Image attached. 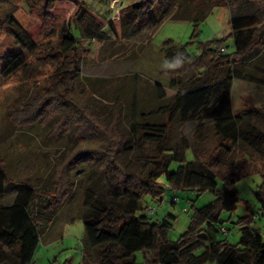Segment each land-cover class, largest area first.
<instances>
[{"label":"trees","instance_id":"1","mask_svg":"<svg viewBox=\"0 0 264 264\" xmlns=\"http://www.w3.org/2000/svg\"><path fill=\"white\" fill-rule=\"evenodd\" d=\"M53 1H46L48 9L53 8ZM235 1L139 0L120 10L119 16L129 23L130 35L144 28L155 30L167 20L190 21L195 26L190 42L175 45L169 39L160 50L174 68L166 71L169 76L167 86L159 82L153 84L159 105L141 114H160L163 121L132 125V129L139 132L134 145L141 158L151 166L146 173L128 170L121 159L127 141L117 128L122 119L119 111L111 113L110 117L95 111L88 103L91 94L76 79L85 50L72 35L71 25L84 17L98 22L99 30L89 36L93 39L101 38L103 27L115 30V17L105 18L81 2L58 31L52 56L54 72L46 78L43 95L35 91L36 94L21 107L19 118L30 121L42 116L46 102L56 115L61 114L54 127L56 137L67 127L69 135L75 133L85 145L79 144L74 152H67L68 156L55 155L49 176L38 178L34 183L18 182L12 202L0 204V264H33L41 236L71 196L74 184L70 173L83 162L94 166L106 197L85 191V210L76 217L82 220L84 227L80 264H144L147 253L160 264H264V239L251 227V217L239 220L237 244L224 240L205 244L206 230H217L220 213L233 212L239 202L235 183L242 178L246 157L243 156L240 165L235 163L234 157L226 159L224 155L231 152L230 147L234 146L235 152L241 151L248 157L255 156L264 167V130L254 122V119H264V106L234 113L231 100L234 78L264 86V64L260 65L264 61V12L261 19L249 13L230 16L231 52H227L226 47L225 52L220 51L223 43L219 39L198 42L197 52H188V45L197 36L198 23L205 19L210 9L213 6L231 7ZM261 9L264 11V2ZM0 29L8 32L23 50L33 52L39 47L40 38L35 39L14 12L5 19L0 17ZM50 30L46 34L51 33ZM256 50H261L262 54H258L245 71L241 68L243 59ZM28 64L24 52L10 54L1 74L12 76L25 71ZM188 73L191 75L183 81L182 77ZM177 117L184 123H196L195 138L192 143L181 138L180 142L169 146L170 125ZM206 122L211 124L217 142L210 152L201 147ZM110 128L114 130L113 136L107 135ZM91 142L96 145L86 146ZM148 143L155 144L153 155L148 152ZM188 149L192 150L190 160L186 159ZM171 161L182 165L169 171ZM161 176L170 189L209 191L215 196L214 201L194 209L187 229L175 241L169 239L171 222L167 219L152 222L147 209L143 208L144 197L155 199L162 194L163 186L158 181ZM6 182L8 175L0 160V198L5 194ZM255 197L264 210V175ZM218 229L226 232L224 228ZM136 253L143 255L142 262L137 261Z\"/></svg>","mask_w":264,"mask_h":264},{"label":"rangeland","instance_id":"2","mask_svg":"<svg viewBox=\"0 0 264 264\" xmlns=\"http://www.w3.org/2000/svg\"><path fill=\"white\" fill-rule=\"evenodd\" d=\"M46 1L0 0L2 19L14 12L23 27L30 31L35 39L40 38L39 47L33 52H28L17 45L8 32L0 29V160L8 175V182L4 184L5 194L0 198V204L3 205L12 202L18 182L34 183L38 178L49 176L53 170L55 155L59 153L65 156L67 152L71 154L82 144L75 133L69 135L67 127L62 130L59 137H56L54 127L61 114L56 115V111L51 106L45 105L46 102L42 107V116L30 121L19 118L21 107L36 94L35 91L38 90L39 94L43 95V87L47 86L46 78L54 72L55 61L52 56L56 50L58 31L71 18L81 2H85L105 18L115 17L113 21L115 30L110 27L101 28L103 33L101 38H89L99 30V23L88 17L73 23L71 33L78 38L80 47L85 50L76 79L79 85L86 87L91 94L88 97L89 105L107 117L113 112L117 114L118 111L122 116L117 128L123 133L127 146L120 156L130 171L146 173L151 167L149 162L141 158L140 151L134 145L139 132H135L132 125L140 126L146 121L161 123L164 119L160 114L152 116L141 114L143 112L146 114L159 105L153 84L159 82L167 86L169 76L166 71L174 68V64L166 60L160 52L162 45L169 39L174 41L175 45L190 42L195 30L194 24L190 21L167 20L155 30L144 28L137 34L130 35L129 23L125 21V17L119 16V12L139 0H54L51 9L47 8ZM263 2L264 0L255 2L236 0L231 7L213 6L205 19L198 23L197 36L193 43L188 45V52L196 53L198 42L213 39L222 40V46L227 48V52H231L233 37L229 24L230 16L249 13L260 16L261 19L264 12L261 9ZM14 7L15 9L12 10ZM51 28L53 31L50 30ZM49 30L51 33L46 34ZM262 39H264V28ZM19 52H24L28 59L27 69L9 77L3 76L1 71L7 57ZM258 54L261 55L262 51L256 50L249 57L244 58L241 68L245 71L250 68L251 62ZM263 64L264 61L260 62L261 66ZM190 75V73L186 74L182 80H186ZM231 100L234 113H242L251 107L264 106V86L234 78ZM254 122L264 130L263 118L254 119ZM195 126L194 121L184 123L177 117L170 125L168 145L177 144L181 138H186L192 143L195 138ZM204 126H206L203 130L204 141L201 147L210 152L217 142L211 124L206 122ZM107 135L113 136L114 130L107 129ZM93 145L96 143L86 144L90 147ZM146 147L149 154L153 155L155 144L148 143ZM230 150L231 152L224 157L229 160L234 157L237 165L244 160L243 156L246 157L245 166L241 170L242 178L235 183L239 202L233 212L220 213L217 230H206L204 234L207 246L222 240L233 245L237 244L240 238L239 220L246 216L251 217V227L264 239V210L255 197L263 182V162L255 156L248 157L241 151L235 152L234 146H231ZM191 158L192 150L188 149L186 159ZM179 165L182 164L171 161L168 169L175 171ZM70 176L74 184L71 196L58 212L51 227L41 237L34 254L35 264H80L81 262L84 227L82 220L76 217L85 210V191L102 198L106 197V192L94 166L83 162L71 171ZM158 181L163 186L162 194L155 199L144 197L143 208H153L154 212L147 214L152 222H160L163 219L171 222L169 239L175 241L187 229L194 209L214 201L215 196L209 191L170 189L164 176ZM172 197H175L174 202ZM70 218L73 220L68 221ZM218 228H224L226 232ZM135 256L138 262L143 261L141 253H136ZM144 264L160 263L151 253H147Z\"/></svg>","mask_w":264,"mask_h":264},{"label":"built area","instance_id":"3","mask_svg":"<svg viewBox=\"0 0 264 264\" xmlns=\"http://www.w3.org/2000/svg\"><path fill=\"white\" fill-rule=\"evenodd\" d=\"M220 51L221 52H225L226 51V48L222 46V47H220ZM172 201L173 202L175 201V197L172 198ZM146 212L147 213H153L154 211H153V208H147ZM222 231H224V230L222 229Z\"/></svg>","mask_w":264,"mask_h":264},{"label":"crops","instance_id":"4","mask_svg":"<svg viewBox=\"0 0 264 264\" xmlns=\"http://www.w3.org/2000/svg\"><path fill=\"white\" fill-rule=\"evenodd\" d=\"M15 194H16V193H15ZM68 221H69V220H68ZM51 225H52V224H51ZM51 225H50L49 227H51ZM49 227H48V228H49ZM47 230H48V229H47ZM47 230H46V231H47ZM44 234H45V232L43 233V235H44ZM43 235H42V236H43ZM42 236H41V237H42ZM33 264H35L34 261H33Z\"/></svg>","mask_w":264,"mask_h":264}]
</instances>
